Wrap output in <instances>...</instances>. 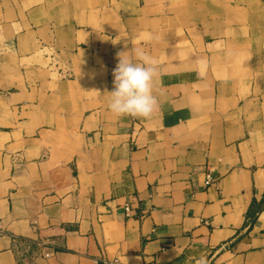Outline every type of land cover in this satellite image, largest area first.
<instances>
[{
	"label": "crops",
	"instance_id": "obj_1",
	"mask_svg": "<svg viewBox=\"0 0 264 264\" xmlns=\"http://www.w3.org/2000/svg\"><path fill=\"white\" fill-rule=\"evenodd\" d=\"M132 45L148 119L108 108ZM201 256L264 264V0H0V264Z\"/></svg>",
	"mask_w": 264,
	"mask_h": 264
},
{
	"label": "clouds",
	"instance_id": "obj_2",
	"mask_svg": "<svg viewBox=\"0 0 264 264\" xmlns=\"http://www.w3.org/2000/svg\"><path fill=\"white\" fill-rule=\"evenodd\" d=\"M127 52L132 55H124ZM117 59L113 69V89L107 91L110 112L116 118H150L158 104L154 95L158 61L142 47L135 45H132L129 51L117 53ZM196 264L209 262L205 256H201Z\"/></svg>",
	"mask_w": 264,
	"mask_h": 264
},
{
	"label": "built area",
	"instance_id": "obj_3",
	"mask_svg": "<svg viewBox=\"0 0 264 264\" xmlns=\"http://www.w3.org/2000/svg\"><path fill=\"white\" fill-rule=\"evenodd\" d=\"M210 181H211V178L210 177H207L205 183L208 184ZM126 211L128 212V207H126ZM44 256L45 257H49L50 256V253L49 252H45L44 253Z\"/></svg>",
	"mask_w": 264,
	"mask_h": 264
}]
</instances>
